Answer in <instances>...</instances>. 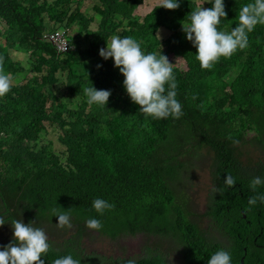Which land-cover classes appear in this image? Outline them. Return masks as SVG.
Masks as SVG:
<instances>
[{
  "label": "trees",
  "instance_id": "16d2710c",
  "mask_svg": "<svg viewBox=\"0 0 264 264\" xmlns=\"http://www.w3.org/2000/svg\"><path fill=\"white\" fill-rule=\"evenodd\" d=\"M251 2L224 0L227 17L221 18L218 30L236 27L242 6ZM179 3L175 10L159 4L141 20L136 11L144 0H0L4 71L13 82L28 71L11 57V50L29 56L31 69L30 77L0 97V217L5 220L0 250L14 242L12 220L32 227L53 223L58 217L52 209L57 208L79 225L81 240L71 242L77 251L67 242L64 250L50 248L43 256L45 264L69 253L80 264L107 260L79 254L88 219L99 220L102 228L97 231L115 241L141 235L177 242L184 247V264H208L221 249L230 253L231 264H243V259L246 264L264 262V203L248 204L250 197L264 194V185L256 192L249 187L254 177L264 180V156L242 160L245 143H257L264 153V25L248 33V47L221 57L212 69H202L183 24L190 22L192 11L211 8L214 0ZM163 33L169 35L163 39ZM57 34H64L69 52L52 39ZM114 36L133 37L145 54L167 56L183 113L179 119L146 116L131 100L113 58L99 54ZM233 72L238 75L229 80ZM64 74L67 93L60 97L55 87L63 84ZM87 87L110 90L107 105L89 104ZM47 123L59 126L65 151L44 143ZM197 146L208 147L215 156L212 175L223 194L210 196L206 215L223 220L226 244L204 235L191 222L187 206L176 205L169 191L179 169L172 162L187 147ZM227 174L236 178L232 188L224 184ZM97 198L114 207L98 213L93 207ZM215 228L218 233L219 226ZM163 250L161 244L158 254L133 260L166 264Z\"/></svg>",
  "mask_w": 264,
  "mask_h": 264
},
{
  "label": "clouds",
  "instance_id": "9594fccd",
  "mask_svg": "<svg viewBox=\"0 0 264 264\" xmlns=\"http://www.w3.org/2000/svg\"><path fill=\"white\" fill-rule=\"evenodd\" d=\"M160 6L175 10L180 7V3L179 0H160ZM226 17L224 0H214L211 8L199 7L192 11L190 22L183 24L186 38L196 47V59L202 69H212L221 57H231L238 49L243 50L248 47V33H251L257 25H264V0H254V2L242 6L238 16L239 23L230 32L218 30L221 18ZM99 54L105 60L113 58L114 66L118 67L125 77L123 84L128 95L134 103L140 106V110L146 116L157 119H165L169 116L179 119L182 116L181 104L176 99L177 83L172 63L169 62L166 55L158 56L155 52L145 54L141 44L130 36L124 38L114 36L111 42L107 43L106 48L99 50ZM12 87L13 77L5 73L4 59L0 57V97L9 93ZM84 92L88 97L89 104L95 103L100 106L107 105L111 95L110 90H97L95 87H87ZM191 148L194 147H187V152L184 154H190ZM212 180L211 195H217V192L223 194L219 190L220 185L217 178L212 175ZM224 184L228 188H232L236 184V178L227 174ZM262 185H264V180L257 176L250 181L249 187L253 192H256L258 186ZM210 196L207 204L208 210L204 214L206 217H208L206 214L209 211ZM257 201L264 203V194L257 193L250 197L248 204L255 205ZM175 204L177 205L176 200ZM180 206L182 207V205ZM93 207L98 213L103 214L106 209L110 210L114 205L104 199L97 198L93 201ZM52 213L53 216L58 217V227H72L69 213L62 212L57 208H53ZM4 224V218L0 217V226ZM11 226L14 230V242L0 250V264H45L41 257L50 250L45 231L19 220H12ZM86 227L100 230L102 224L97 219H88ZM74 236L79 235L76 233ZM180 247L184 250V247L181 245ZM180 250L178 253L181 258L177 257L176 260L178 263L184 264ZM53 264H80V260L74 259L72 255H66L55 259ZM126 264H135V261L128 260ZM208 264H231V255L228 251L221 249L210 257Z\"/></svg>",
  "mask_w": 264,
  "mask_h": 264
},
{
  "label": "rangeland",
  "instance_id": "374dc122",
  "mask_svg": "<svg viewBox=\"0 0 264 264\" xmlns=\"http://www.w3.org/2000/svg\"><path fill=\"white\" fill-rule=\"evenodd\" d=\"M91 1H87L84 4V10L87 9ZM198 4H202L205 0H196ZM146 5L140 7L136 13L140 16L142 20L144 16L150 14L152 10L160 4V0H146ZM151 11V12H150ZM0 30H4V25L0 24ZM98 25L94 27L97 28ZM162 38H166L169 33L161 34ZM10 55L15 61L22 62L24 68L28 71L27 73L18 75L16 81L13 84L23 83L27 77L31 76L29 72V56L22 52H17L14 50L10 51ZM182 69L186 67L180 63ZM238 74L234 73L229 76V80H232ZM63 84L55 87V94L63 97L67 93V81L66 74L62 75ZM46 132L44 130L43 137L44 143H53V148L55 151L63 152L66 147L59 141V126L55 123L46 124ZM253 134H251L252 136ZM257 143H245L243 145L244 157L243 161H246V157L251 158L256 161L258 158L264 156V153L260 150ZM180 150L184 151V147H180ZM190 154H183L180 159H175L172 162V167L176 168L179 166L178 172L176 173L175 179L169 182V191L175 197L177 205H182L186 207V212L190 213V220L194 223L199 230L212 241L220 243L218 239V233L215 228V218H208L204 214L208 210V198L213 191V180L212 171L214 167V153L205 146H197L191 148ZM185 212V214H187ZM58 220H54L53 223H41L34 228H41L45 231L48 236V242H58L60 244H65L68 242L76 233H78L79 225H73L71 228H60L57 225ZM86 237L84 240V246L86 247L89 255H101L100 259H107L109 262H122L123 259L130 258H142L146 257L148 254H158L159 246L162 244L164 246L163 253L168 258L169 264H181L176 260V258H181L178 251L181 249L180 245L176 242L171 243L167 239L160 240L158 238H148L144 236H134V237H123L117 241H112L102 235L99 231L95 229H89L85 226L84 228ZM11 234L6 238H10ZM8 240V239H7ZM158 242H162L158 247ZM183 251V248L180 252Z\"/></svg>",
  "mask_w": 264,
  "mask_h": 264
},
{
  "label": "flooded vegetation",
  "instance_id": "af4514ba",
  "mask_svg": "<svg viewBox=\"0 0 264 264\" xmlns=\"http://www.w3.org/2000/svg\"><path fill=\"white\" fill-rule=\"evenodd\" d=\"M227 208H228V214L227 215L230 216V207H227ZM219 212H222V208H221L220 205H219ZM247 217L248 216L246 215V212H245L244 213V218H245L244 220H246ZM215 225H216L217 228L219 226V228H218L219 229V231H218V239H219V241L222 242V243H224V244H226L228 242V240L226 239L227 236L224 235V233H222L224 231V228L223 227L225 226L223 220H222V222H220L219 219L215 220ZM221 226H223V227H221ZM248 226H251V222H248ZM246 233H248V231H246ZM108 239L112 240L111 238H108ZM78 240H81V239L78 238V236H73L67 243H71L72 241H78ZM84 240L85 239L82 240L81 252L79 253L82 256V258H85L87 256H90L89 255V252L87 251L86 247L84 246ZM112 241H115V240H112ZM48 243L50 244V248L53 249V250H59V251L64 250V248L62 247V244H60L58 242H55L54 240L52 242H48ZM70 250L77 251L78 249L76 248V245L75 244L71 243L70 244ZM246 250H247V248H246ZM69 255H71V254L69 253ZM73 255H76V254H73ZM146 257H150V254H148ZM146 257L143 256L142 258H146ZM128 258L131 259V260H133V259L134 260L140 259V258H135V257H133V258L128 257ZM128 258H126V259H128ZM165 258H166V264H169L168 258L166 256H165ZM41 259H43V256L41 257ZM96 262H98V261H96ZM100 263H102V264H122L119 261H117V262H109L108 260H101ZM173 264H175V263H173ZM243 264H246L245 263V259H243ZM260 264H264V262L263 263H260Z\"/></svg>",
  "mask_w": 264,
  "mask_h": 264
},
{
  "label": "built area",
  "instance_id": "2783aa9c",
  "mask_svg": "<svg viewBox=\"0 0 264 264\" xmlns=\"http://www.w3.org/2000/svg\"><path fill=\"white\" fill-rule=\"evenodd\" d=\"M52 39L54 40V42H58L59 44L62 43L61 50L63 52H69L70 46L67 43V40L64 39V34H57V35L53 36Z\"/></svg>",
  "mask_w": 264,
  "mask_h": 264
}]
</instances>
